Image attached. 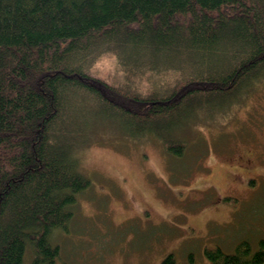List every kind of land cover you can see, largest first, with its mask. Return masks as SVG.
I'll use <instances>...</instances> for the list:
<instances>
[{"label":"trees","instance_id":"trees-1","mask_svg":"<svg viewBox=\"0 0 264 264\" xmlns=\"http://www.w3.org/2000/svg\"><path fill=\"white\" fill-rule=\"evenodd\" d=\"M105 56L117 78L95 68ZM260 83L264 0H0V264H24L27 251L30 264H56L51 236L91 186L79 151L98 130L155 137L181 156L185 128ZM256 243L204 254L264 264ZM159 264L177 263L169 252Z\"/></svg>","mask_w":264,"mask_h":264},{"label":"rangeland","instance_id":"rangeland-1","mask_svg":"<svg viewBox=\"0 0 264 264\" xmlns=\"http://www.w3.org/2000/svg\"><path fill=\"white\" fill-rule=\"evenodd\" d=\"M95 63L104 76L120 75L109 56ZM227 112L197 120L192 134L185 128L175 157L155 137L98 130L79 151L91 186L72 206L68 231L51 236L55 263L159 264L172 252L190 264L192 252L194 264H209L204 248L264 239V83Z\"/></svg>","mask_w":264,"mask_h":264}]
</instances>
